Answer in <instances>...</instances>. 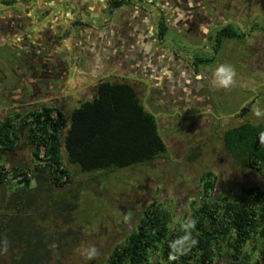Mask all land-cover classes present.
Masks as SVG:
<instances>
[{"label": "flooded vegetation", "instance_id": "flooded-vegetation-1", "mask_svg": "<svg viewBox=\"0 0 264 264\" xmlns=\"http://www.w3.org/2000/svg\"><path fill=\"white\" fill-rule=\"evenodd\" d=\"M232 43L241 48L224 86L219 69L230 57L222 47ZM3 44L20 52L23 69L1 107L65 114L95 97L101 81L128 82L162 138L181 145L167 174L205 153L209 169L235 167L225 132L264 126V0H0Z\"/></svg>", "mask_w": 264, "mask_h": 264}, {"label": "trees", "instance_id": "trees-1", "mask_svg": "<svg viewBox=\"0 0 264 264\" xmlns=\"http://www.w3.org/2000/svg\"><path fill=\"white\" fill-rule=\"evenodd\" d=\"M21 130L26 131L32 166H10L7 160H0V186L12 189L5 207L0 208V236H5L0 239V257L4 250L12 249L13 241L24 242L18 264H46L52 258L72 228L61 231L57 241L45 222L54 217L70 224L82 196L90 200L100 196L97 202L101 203L102 195L94 183H100L97 188L102 192L103 184H110V173L120 172L122 176L114 183L123 184L132 195L135 187L141 189L138 176L132 174L136 167L169 157L156 117L140 103L128 82L101 81L96 96L71 109L69 115L43 106L5 116L0 119V149L14 151ZM224 143L238 156L239 164L264 171L263 125L240 124L225 132ZM20 171L24 176L19 180ZM77 175L90 178L87 183L94 189L78 181ZM216 179L209 170L200 175L201 196L189 219L193 235L187 238L186 249H182L181 235L169 226V214L153 198L137 215L133 230L109 253L106 264H162L150 260L155 256L168 264H215V251L222 250L233 257L231 264H239L236 260L249 238L253 234L264 238V185L245 188L239 199L223 195L213 199ZM259 251L258 264H264V246Z\"/></svg>", "mask_w": 264, "mask_h": 264}, {"label": "rangeland", "instance_id": "rangeland-1", "mask_svg": "<svg viewBox=\"0 0 264 264\" xmlns=\"http://www.w3.org/2000/svg\"><path fill=\"white\" fill-rule=\"evenodd\" d=\"M148 16L149 15L145 17L148 18ZM151 17L153 18V16ZM87 29H89V27H87ZM226 45L225 47L223 46L222 49L224 48V51L228 50L229 52V54H225V59L226 57H230L225 61V68H229L232 67L234 63L233 60L238 56L237 51L239 52L241 43H232L228 47H226ZM165 49H167V47H165ZM22 60V55L13 48V45L3 44L0 46V78L7 81L10 80L8 86H6L5 83L0 84V95L3 97V99H1L3 102L8 96L6 94V89L13 88L11 83L16 79L15 74H19V70L23 69ZM79 62L83 63V61ZM1 106L2 104L0 102V119L5 117L6 114L12 115L15 112L23 114L24 111L30 109L28 106H25L15 109L17 110L15 111L14 109H5ZM74 107L73 104L69 105L70 110ZM34 108L40 109L39 107ZM64 112L66 115H69V109ZM25 132L26 131L24 130L18 131L21 138L17 142L15 151L12 152V159L15 157L17 159L20 158L21 161H24L22 164L32 166L30 148L24 140ZM160 132L162 135L165 134L162 127H160ZM63 134L64 133L61 135ZM163 139L169 146L168 154H171L174 151L179 152L176 150H179L178 148H180L181 145L177 142V139L173 140L172 136L169 138L163 136ZM184 142V140L181 141V143ZM206 155L207 153L203 155L201 154L200 159L195 157L189 158V162H186L183 167L179 166L180 168H177V176L173 170L172 173L169 174H167V171L164 172L165 169L170 168L171 165V161L166 158L157 159L151 164L145 163L139 165L132 174L138 176L136 183L141 186V189L139 190L135 187L136 193H132V195L127 188L123 187V184L120 185L114 183L118 176H122L120 172L110 173V184H103L104 190H102V192L97 188L100 186V183H94L98 190L97 193L102 195L101 203L97 202L100 196H97L95 199L93 198L94 200L82 196L79 200L78 208L73 212V220L70 224L69 222L68 225L63 223L62 218L55 219L54 217L51 221L45 222V225L51 229L52 236L57 241L59 240V236H61V231L70 227L72 228L70 235L68 234V236H65L63 240L59 242V246L55 248L52 258H50L46 264H106L109 253L115 249L116 245L122 241L127 233L133 230L134 224L138 219L137 215L141 214V209H143L144 205L150 202L153 198H156L160 204L159 207L169 214V226L174 229V232H178L181 235L183 238L182 247H184L182 249H186V237L190 238L193 235L190 231L191 227L189 226V219L193 213V208H195L194 205L198 202L201 196V182L199 181V176L203 172L205 174L207 168L209 169L208 165L205 164ZM183 158L184 154L181 156V159ZM232 158L233 157H228L227 161H230L228 165L233 164L231 163V161H233ZM65 164L68 165L66 161ZM197 165L198 167L196 168ZM68 166L72 170L74 169L71 164ZM224 168V170L218 168L209 169L217 176L213 199L220 198L222 195L223 197H228L230 199H239L245 188L253 185H264V171L258 173L241 164L235 165V167L232 168H226V166ZM178 170H180V172ZM188 174L189 176H187ZM218 175L221 176L219 177ZM181 176H186L187 180H184V184L180 182L179 177ZM147 177L154 178V180L147 179ZM218 178L220 181L219 185ZM76 179L85 182L86 185L90 186V189H94V187L91 186L93 184L87 183V181L90 180L87 176L77 175ZM31 186H35L34 182L31 183ZM8 197L9 194L5 197H1L3 200L0 201V208L5 207L3 204H5L4 202L7 201ZM140 204H142V207L140 206L139 208ZM0 239H5V236L1 235ZM6 242L11 243L10 241ZM13 242L14 246H12V249H6L3 251L0 257V264H18L16 261L21 256L20 253L24 242L23 244L21 241L18 242V240ZM8 245L6 244L3 246L7 247ZM220 245L222 248L226 247L222 242ZM92 246L95 247L96 254L91 259H88L84 253L86 249ZM263 246L264 238H259L257 235L253 234L247 241L242 250V254L239 255L238 260L236 261L239 264H258L261 256L259 250ZM152 258H150V260H161L162 264H168V262L165 263V260H162V258H158L157 256ZM227 261H231L228 263L231 264L233 262V257L225 254L224 250L221 252L215 251V264H226L225 262Z\"/></svg>", "mask_w": 264, "mask_h": 264}, {"label": "clouds", "instance_id": "clouds-1", "mask_svg": "<svg viewBox=\"0 0 264 264\" xmlns=\"http://www.w3.org/2000/svg\"><path fill=\"white\" fill-rule=\"evenodd\" d=\"M219 73L223 75V79L220 80V83L224 86H227L229 83H231V77L235 75L234 71L230 68L221 67L219 69ZM259 115V113H258ZM57 117V115H56ZM191 227V225H189ZM187 239V237H186ZM195 243V241H193ZM86 258L91 259L96 254V249L94 246L88 248L85 250Z\"/></svg>", "mask_w": 264, "mask_h": 264}, {"label": "crops", "instance_id": "crops-1", "mask_svg": "<svg viewBox=\"0 0 264 264\" xmlns=\"http://www.w3.org/2000/svg\"><path fill=\"white\" fill-rule=\"evenodd\" d=\"M14 151L5 152V151H2L0 149V159L7 160V162L10 164V166L19 165V163L21 165L24 161H21L20 158L17 159L15 157V158L12 159V155H13L12 152H14ZM10 157H11V159H10ZM11 191H12V189H11V186H9V185H6L5 189H4L3 186H0V193H1L0 196L1 197H5L8 193H11Z\"/></svg>", "mask_w": 264, "mask_h": 264}, {"label": "built area", "instance_id": "built-area-1", "mask_svg": "<svg viewBox=\"0 0 264 264\" xmlns=\"http://www.w3.org/2000/svg\"><path fill=\"white\" fill-rule=\"evenodd\" d=\"M16 123H19V120L16 121ZM40 155H43V146L40 147ZM23 171V170H22ZM22 171H20V174L17 175L16 179H21L24 175V173H22ZM27 176H29V174L27 173Z\"/></svg>", "mask_w": 264, "mask_h": 264}, {"label": "water", "instance_id": "water-1", "mask_svg": "<svg viewBox=\"0 0 264 264\" xmlns=\"http://www.w3.org/2000/svg\"><path fill=\"white\" fill-rule=\"evenodd\" d=\"M238 112V111H237Z\"/></svg>", "mask_w": 264, "mask_h": 264}]
</instances>
